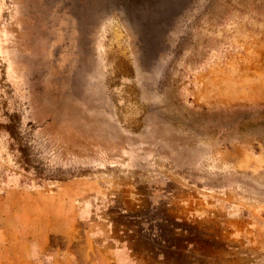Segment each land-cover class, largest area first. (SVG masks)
I'll use <instances>...</instances> for the list:
<instances>
[{
	"label": "rangeland",
	"instance_id": "obj_1",
	"mask_svg": "<svg viewBox=\"0 0 264 264\" xmlns=\"http://www.w3.org/2000/svg\"><path fill=\"white\" fill-rule=\"evenodd\" d=\"M38 220L76 264H264V0H0V229Z\"/></svg>",
	"mask_w": 264,
	"mask_h": 264
},
{
	"label": "crops",
	"instance_id": "obj_2",
	"mask_svg": "<svg viewBox=\"0 0 264 264\" xmlns=\"http://www.w3.org/2000/svg\"><path fill=\"white\" fill-rule=\"evenodd\" d=\"M38 220L24 224L26 234H16L13 237L20 242L12 244L11 233L5 228L0 229V264H76L77 257L68 252L49 251V241L45 225ZM24 240V241H23ZM17 246L23 250L19 253ZM88 262L94 264V259L88 255Z\"/></svg>",
	"mask_w": 264,
	"mask_h": 264
}]
</instances>
